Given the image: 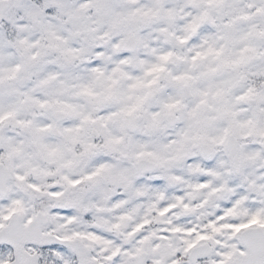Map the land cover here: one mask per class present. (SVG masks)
<instances>
[{
  "label": "snow or ice",
  "instance_id": "snow-or-ice-1",
  "mask_svg": "<svg viewBox=\"0 0 264 264\" xmlns=\"http://www.w3.org/2000/svg\"><path fill=\"white\" fill-rule=\"evenodd\" d=\"M0 264H264V0H0Z\"/></svg>",
  "mask_w": 264,
  "mask_h": 264
}]
</instances>
